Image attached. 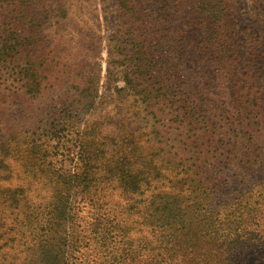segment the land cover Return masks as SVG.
I'll return each mask as SVG.
<instances>
[{
  "label": "rangeland",
  "instance_id": "1",
  "mask_svg": "<svg viewBox=\"0 0 264 264\" xmlns=\"http://www.w3.org/2000/svg\"><path fill=\"white\" fill-rule=\"evenodd\" d=\"M125 1L143 3L142 21L132 25L122 0H0V264H98L113 246L144 261L179 228L212 264H264V0H226L224 66L202 57L215 46L204 51L208 32L192 18L154 32L185 0ZM137 43L146 56L134 77L152 95L125 82ZM69 198L75 232L50 220ZM166 201L183 214L178 226L162 221ZM91 217L93 239L82 230Z\"/></svg>",
  "mask_w": 264,
  "mask_h": 264
},
{
  "label": "trees",
  "instance_id": "2",
  "mask_svg": "<svg viewBox=\"0 0 264 264\" xmlns=\"http://www.w3.org/2000/svg\"><path fill=\"white\" fill-rule=\"evenodd\" d=\"M193 1V0H192ZM123 6L122 9L125 11V14L127 17L130 19V22L132 25L135 23L134 21H142V13L145 11V8H143V3L139 4V2L129 4L128 1L122 0ZM186 2L188 0L183 1L182 5L184 6L183 14L178 15L177 17L172 18L170 16V19L167 20L163 14H160V17L157 18L155 21L153 27H154V32L158 33L159 35H166V34H171L175 32H179L178 28H189L187 27L186 22L190 18L192 20L196 21V25L200 26L202 29L206 30L208 32V37H207V43L205 44V50L208 51L211 46H215L214 48V55H212V58H209L207 53H203L202 57L213 61L216 63L218 66H224L230 63L231 55L228 54L226 51H221L219 50L217 52L218 47H223V36L221 34V30H224V28L228 25V19L231 16V11H228V6L226 3V0H194L193 4L187 5ZM174 4H179V3H174ZM195 5V6H192ZM164 9V7H163ZM142 11V13H141ZM166 13V12H165ZM124 14V15H125ZM175 30V32H174ZM182 30V29H181ZM219 41H222V43H219ZM136 47H134V51L136 53V57L132 59L131 61L134 62L133 67H135L134 71L129 70L126 67V74L125 77V82L128 84V87L130 89H134L137 93L141 94L144 93L145 95H152L155 92L153 90H150L148 88H141L143 79L144 78H138L136 79L134 77V74L138 76L143 75V68L141 65L144 67L142 60H144V57L146 56L141 48H139L140 43L135 44ZM119 48L121 49L120 45ZM138 55H141L143 57H140ZM234 59L231 61L236 60V55H234ZM154 59L151 58L149 59L150 62H152ZM175 68L179 70V67L181 65L174 64ZM131 72L132 74H130ZM29 88L30 91L33 92H39V83L36 81V79L32 78L31 81H29ZM154 86L158 85V81L153 83ZM164 84L161 83L159 87L156 90L157 96H161L162 99L168 100L171 102L172 100L170 99L171 93H169V88H164ZM163 92L161 93V91ZM146 95V96H147ZM149 97V96H148ZM172 98V97H171ZM231 105V104H230ZM240 153H242L244 156L247 155L246 151L241 148L238 150ZM89 166V165H88ZM73 176V175H72ZM76 175H74L75 177ZM131 177L130 175H127ZM77 179V178H76ZM74 178H72V182H74ZM86 180H84L85 182ZM139 183V180H134L131 182V188L134 190L136 189L137 185ZM199 184H204L203 180L199 181ZM89 184L85 183L83 186V189H80L84 194L82 198L79 199V203L84 201H87V197L91 195V191L89 190ZM207 188H204L206 191ZM79 193V192H78ZM160 194V193H159ZM159 196V195H158ZM162 197V196H161ZM162 199V198H160ZM69 203H68V211H60V208H53L51 213V221L55 219L56 224L62 225L63 221L66 219V221L71 222L72 224V229L73 231H77L79 229L78 222L76 220V217L79 216V207L76 206L75 201L73 198H69ZM205 199H201V203H203ZM155 200L152 202V206H154V213H157V209L159 208V204H155ZM162 203V201H160ZM91 201H88L87 203L84 202V204L90 205ZM160 203V204H161ZM175 205L174 201H166L165 205L162 208V213L160 216L166 217L162 218V221L166 224L172 225V227L178 226L181 224V219L183 214H181V217L179 215V211L177 209H180L179 207L175 208L173 207ZM198 205V202H197ZM200 207V206H198ZM176 210V213L174 215V211ZM56 211L61 212V214L56 213ZM185 225H181L180 227H184ZM45 228V227H44ZM42 228V230L44 229ZM89 229L82 228V230H88V234H83V237H88L89 239H93L96 237H99L98 234L100 233L98 231V224H97V218L91 217V220L89 221ZM56 231V230H55ZM73 233V232H72ZM96 234V235H95ZM197 235V234H196ZM195 233H188L185 232L182 228L176 229L172 234H171V241L169 246L166 245H160L158 247L151 246L149 248V251L151 250H157L158 248H162V252H158L157 254H153L151 259L148 258L147 260L140 261L137 258V255L140 254L141 250H134L131 247H116L113 246L110 250H105L107 253L106 255H103L102 258L100 259V262L98 264H212L211 261V255L210 249L209 248H202L200 245V242H195L193 238L191 237H196ZM74 234H72V237ZM190 237V238H188ZM103 238V236L101 237ZM70 246L76 247V242L73 240ZM101 247H104L103 243L101 242L100 244ZM141 249H143L141 247ZM145 249H148V245H146ZM49 251V250H48ZM78 253L79 251L76 250ZM47 258V256H45ZM81 257V256H80ZM79 259V256H78ZM77 259V260H78ZM56 262H57V256H56ZM84 260H80V264L84 263ZM78 262L76 264H79Z\"/></svg>",
  "mask_w": 264,
  "mask_h": 264
}]
</instances>
